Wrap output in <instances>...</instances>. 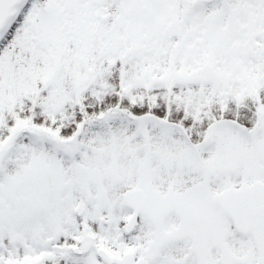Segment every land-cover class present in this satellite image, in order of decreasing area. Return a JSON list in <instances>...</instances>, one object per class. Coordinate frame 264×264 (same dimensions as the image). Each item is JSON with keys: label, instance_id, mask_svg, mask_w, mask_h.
<instances>
[{"label": "snow or ice", "instance_id": "6c2138e0", "mask_svg": "<svg viewBox=\"0 0 264 264\" xmlns=\"http://www.w3.org/2000/svg\"><path fill=\"white\" fill-rule=\"evenodd\" d=\"M0 264H264V0H0Z\"/></svg>", "mask_w": 264, "mask_h": 264}]
</instances>
